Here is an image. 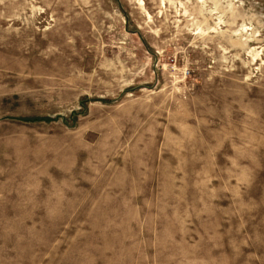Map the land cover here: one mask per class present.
<instances>
[{
    "label": "rangeland",
    "instance_id": "rangeland-1",
    "mask_svg": "<svg viewBox=\"0 0 264 264\" xmlns=\"http://www.w3.org/2000/svg\"><path fill=\"white\" fill-rule=\"evenodd\" d=\"M0 264H264V0H0Z\"/></svg>",
    "mask_w": 264,
    "mask_h": 264
}]
</instances>
